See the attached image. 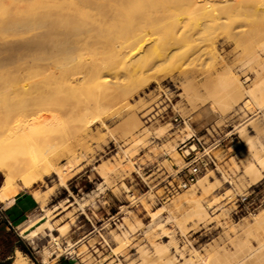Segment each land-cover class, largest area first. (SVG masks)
<instances>
[{"label":"rangeland","instance_id":"1","mask_svg":"<svg viewBox=\"0 0 264 264\" xmlns=\"http://www.w3.org/2000/svg\"><path fill=\"white\" fill-rule=\"evenodd\" d=\"M181 3L186 10L180 26L194 37L216 40L217 55L202 60L187 56L180 66L172 67L169 59L161 60L157 67L165 69L162 79L144 80L135 90L121 94L113 79L111 87H106L111 97L81 106L67 135H61L70 143L61 144V152L64 149L67 155L57 164L64 179L60 173L42 174L33 187L21 188L40 201L21 218H11L0 203V264H12L17 254L26 264H161V257L172 255L178 264H229L230 260L264 264V221L255 224L264 210V175L253 183L246 171L248 163L257 161V153L264 155V109L257 108L246 94L227 98L217 79L225 67H231L244 86L264 80V15L235 12L229 20H236L237 27L230 32L220 23L210 22L206 9L196 0ZM206 20L212 24L194 30ZM153 43H145L144 48ZM193 43L186 38L181 50L187 51ZM90 51L83 48L78 54L87 58ZM257 53L259 59L245 65ZM13 66L7 65V69L15 71ZM13 81L9 84L16 85L13 90L20 94L0 90V97L8 98L6 102L14 109L22 108L20 101L27 105L29 94L36 95L29 90L40 84ZM12 94L19 96L20 103ZM85 94L97 97L99 90L87 86ZM210 104L215 111L206 110ZM194 133L210 146L218 164L199 176H206L203 184L198 179L177 190L179 170L185 164L183 151L191 145L187 141L183 147L182 141ZM102 166L106 174L101 172ZM4 177L0 171V187ZM243 194L250 196L248 201H242ZM193 198L207 212L203 219L190 216L196 204ZM47 208L52 211L46 215ZM152 211L160 215L154 219ZM46 220L48 228L37 237L22 232L30 223ZM130 223L139 225L127 236L114 237V232H121L119 225L130 227ZM66 225L62 232L60 227ZM54 235L60 245L52 240ZM156 242L167 249L158 252ZM48 249L52 254L46 260ZM202 256H207V263Z\"/></svg>","mask_w":264,"mask_h":264},{"label":"bare ground","instance_id":"2","mask_svg":"<svg viewBox=\"0 0 264 264\" xmlns=\"http://www.w3.org/2000/svg\"><path fill=\"white\" fill-rule=\"evenodd\" d=\"M196 1L204 6L210 22L220 23L230 32L237 27L236 20L233 19L235 23L229 20L231 14L243 12L246 15H264V0ZM185 10L181 0H0V38L36 32L28 38L0 39V90L7 93L9 89H17L13 83L9 84L10 80H14L15 84L26 80L40 84L38 89L29 90L36 95H32L34 98L29 94V101L33 100L30 103L28 101L27 105L26 101H20L17 98L19 96L12 94L18 100L15 102L25 103L14 102L22 108L15 106L17 109H14L13 105L6 102L8 98L4 100L5 97H0V171L5 176L0 187L1 201L13 198L20 186L33 187L43 178L42 174L60 173L64 179L57 164L62 155H67L64 149L61 152V144L70 146V143L68 138L61 139V135H67L81 106L111 97L106 87H111L113 79L120 88L117 94H121L135 90L144 80L162 79L166 72L157 67L161 60L169 59L172 67L180 66L187 56L202 60L217 53L216 40L205 36L194 37L193 32L189 34L180 26L181 15ZM208 20L205 23L201 21L194 30L200 29L199 26L203 24L211 25ZM186 38L194 43L183 52L181 44ZM149 41L154 43L145 49L144 44ZM83 48L91 50L89 57L78 54ZM259 56V53L254 54L245 61V65L258 60ZM9 64H14L15 71H11L13 68L11 72L7 69ZM261 69H264V65ZM261 69L257 70V75ZM217 77L222 83V92L228 93L227 98H242L246 94L257 108L264 109L263 79L249 87L244 86L231 67H225ZM29 83L33 85L31 81ZM87 86L97 88L98 96L89 98L85 94ZM14 90L12 93L16 92ZM19 91L16 92L18 95ZM207 109L215 111L212 104ZM250 143L253 144V141ZM263 168L264 155L257 153V161H251L246 168L253 183L264 175ZM100 169L106 174L105 166ZM198 179L203 184L206 176ZM193 199L196 204L190 216L203 219L207 212L198 199ZM51 211L47 208L44 214H50ZM152 215L156 219L160 213L152 211ZM263 221L264 210L257 215L255 224L260 225ZM47 224V220L35 221L22 232L28 231L34 237ZM136 225L139 224L130 223V227L121 224V232L116 231L113 235L117 239L127 236L136 230ZM66 227H60L61 231L64 232ZM52 240L60 245L58 237L54 236ZM155 244L160 253L167 249L160 243ZM62 250L58 252L57 258L62 255ZM50 254L51 250H45L46 260ZM17 255L12 264H26L19 258L20 254ZM206 258L202 256L201 260L206 262ZM161 261V264H178L175 255L161 257Z\"/></svg>","mask_w":264,"mask_h":264},{"label":"built area","instance_id":"3","mask_svg":"<svg viewBox=\"0 0 264 264\" xmlns=\"http://www.w3.org/2000/svg\"><path fill=\"white\" fill-rule=\"evenodd\" d=\"M197 139L198 142H192V140ZM191 144L189 147H186L183 151V156L185 158V164L180 168L181 176L177 182L174 189L188 188L193 183H195L199 176L207 171L209 168L217 167L218 160L217 157L211 153L210 146H205L201 142V138L196 136L194 133L186 141H182L183 147L187 146L188 143ZM192 142V143H191ZM199 146L202 148L199 149ZM248 194H243L241 199L242 201L249 200ZM7 221L9 224H12L11 218L7 215Z\"/></svg>","mask_w":264,"mask_h":264},{"label":"crops","instance_id":"4","mask_svg":"<svg viewBox=\"0 0 264 264\" xmlns=\"http://www.w3.org/2000/svg\"><path fill=\"white\" fill-rule=\"evenodd\" d=\"M21 188H24V187L20 186L18 194H16L13 198L6 200V201L0 200V203L5 204V208L8 209V213L11 218L18 219V218L25 216L28 213L33 212L35 208L37 207L38 202L40 203V201L35 196L34 197L36 200L27 192L22 191ZM31 224L32 223L27 225L23 230L28 228ZM45 228H48V227H45ZM45 228L41 230L33 238L37 237L41 232L45 231ZM26 234L29 235V232L26 231Z\"/></svg>","mask_w":264,"mask_h":264}]
</instances>
